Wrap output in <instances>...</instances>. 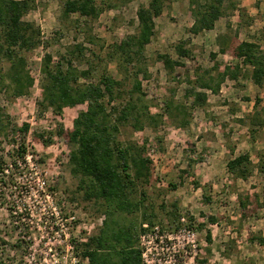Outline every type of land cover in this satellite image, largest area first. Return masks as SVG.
<instances>
[{"label":"rangeland","instance_id":"obj_1","mask_svg":"<svg viewBox=\"0 0 264 264\" xmlns=\"http://www.w3.org/2000/svg\"><path fill=\"white\" fill-rule=\"evenodd\" d=\"M35 1V8L24 19L38 25L43 39L50 41L47 48L39 46L24 53L27 69L35 84L20 97H10L7 90L0 89V108L11 123L10 129L0 134V158L6 169L0 174V264H37L48 247L62 251L56 246L58 240H53L58 227L55 219L50 218L52 209L48 208L47 193L53 194L54 202L58 208L63 207L64 213L75 214L72 239H78L77 225L83 217L91 223L100 216L106 219L98 205L82 199L77 180L68 167L69 145L65 135L58 134L60 127L64 130L72 127L73 119L85 105L64 108L61 115L40 105L42 56L48 51L56 57L64 52L67 45L84 41L83 34L75 27L78 15L61 16L64 0ZM95 1L97 5L104 4V9L89 25L92 33L106 43L133 33L137 23L136 9L140 3L147 2ZM235 1L238 3L237 11L220 18L212 30L198 35L187 33L193 21L188 0H173L155 18V34L145 48L150 78L143 81L146 103L153 113L160 111L163 100L173 91L175 98L181 99L187 88L183 80L184 71H191L197 64L210 67L213 64L210 52L217 53L218 62L235 61L229 53L219 52L223 35L233 38L237 33L238 40L257 41L264 50V0ZM239 11L243 13L242 17L238 15ZM79 20L80 27H83L84 18ZM179 41H186L185 46L192 51L193 58L180 59L186 68L176 67L169 74L156 57L167 53L178 59L174 45ZM7 65V62L2 64L4 69ZM108 71L120 77L113 63L109 64ZM240 84L242 86L227 80L217 95L207 92L205 106L193 109L190 125L186 128H177L165 120L156 130L146 126L133 133L127 128L120 136L121 140L137 141L142 137L153 140L155 135H159L163 139V149L154 147L149 152L154 173L150 184L143 186L147 209L134 214L117 213L114 219L120 225L133 222L138 231L143 219L142 211L152 212L157 216L154 225L165 232L174 235L185 229L194 233V245L184 239L174 251L169 249L166 256H158L165 257L167 261V256H171L173 262L156 260L152 264H202L200 261H206V264H264V245L250 240L253 235L264 237V208L258 205L262 201L264 172L257 167L261 159L264 162V126H252L247 118L245 122L241 121L243 116L254 112L256 98L260 99L258 114L264 117V111L260 110L264 109V86L254 85L246 76L240 78ZM22 123L29 124L28 131L24 135H14L11 126L19 127ZM21 147L25 150L24 161L16 155ZM240 153H248L255 165L253 174L246 180L234 178L226 170V162ZM199 157H202L200 161ZM190 160H197L191 167V173L179 178L182 170L189 169ZM42 181L45 182L43 191L39 188ZM171 183L176 185L175 189L169 186ZM246 193L252 202L245 216L239 206V197ZM255 193L259 195V203L255 201ZM204 195L210 197V201H206ZM173 203L182 216V226L177 229L167 225L166 213L173 209ZM189 216L193 218L190 227L187 226ZM208 216L216 217L217 222H209ZM144 223L147 224L145 228ZM144 223L141 228L145 231L153 226ZM202 223L205 225L199 226ZM101 228L93 233L97 234ZM207 232L210 233V242L206 239ZM137 247L140 250L139 236Z\"/></svg>","mask_w":264,"mask_h":264},{"label":"trees","instance_id":"obj_2","mask_svg":"<svg viewBox=\"0 0 264 264\" xmlns=\"http://www.w3.org/2000/svg\"><path fill=\"white\" fill-rule=\"evenodd\" d=\"M172 2L147 0L146 3H140L136 9L135 31L106 43L92 33L89 25L101 14L104 4L97 5L95 0H64L61 16L68 18L78 15L75 27L83 34L84 41L67 45L64 52L58 53L56 57L48 51L42 56L41 107L51 108L61 115L64 108L85 105L73 119L70 129L60 127L58 131L59 135H65L66 144L69 145L68 167L72 177L77 180L82 199L98 205L106 216L97 234L75 243L77 253L82 259H87L84 264H142L137 242L139 233L146 229L141 228V225L144 222L154 225L157 218L152 212L142 211L143 219L138 231L133 222L120 225L114 219L117 213L134 214L143 208L147 209L144 203L147 195L143 186L150 184L154 173L149 152L154 147L163 149L162 136L155 135L153 140L148 137L137 141L121 140L123 130L129 128L133 133L140 132L146 126L156 130L165 120L177 128H186L190 125L193 109L205 106L207 92L217 95L227 80L242 86L240 78L246 76L254 85L264 86V50L261 45L253 40H238L237 33L233 38L223 35L219 52L229 53L235 61L218 62L217 53L210 52L213 61L210 67L197 64L191 71H184L183 80L187 88L181 99H176L173 91L163 100L160 111L153 113L146 103L143 90V81L150 78L145 48L155 34V18ZM188 2L193 21L187 33L191 35L212 30L220 18L228 17L238 10L235 0ZM35 6V0H0V89L7 90L10 97L26 95L35 84V79L27 69L24 53L50 45L49 40L43 39L39 26L24 19ZM238 15L242 17L243 13L239 11ZM79 18H84L83 27H80ZM185 44L186 41H179L174 45L178 59H173L167 53L157 55L156 58L169 74L176 67L186 68L180 59L193 58L192 51ZM3 62L8 63L6 69L2 66ZM111 63L120 77L108 71ZM259 102L260 99L256 98L254 112L243 116L242 122L247 118L252 126H264V117H260L257 110ZM10 125L8 117L0 108V134L6 133ZM11 127L14 135H24L29 124ZM16 155L24 161V148H19ZM199 158L200 161L202 157ZM194 162L197 160L188 162L189 169L182 170L179 178L191 173ZM4 165L0 158V174L6 170ZM13 166L16 167L15 162ZM257 167L260 172H264L263 159ZM254 169L255 165L248 153H240L226 162V170L234 178L246 180ZM193 183L199 187L196 181ZM169 186L176 188L173 183ZM258 196L254 194L256 202ZM261 196L262 201L258 205L264 208V182ZM204 199L210 201V197L205 196ZM250 202L249 193L239 197V206L245 216ZM172 206L173 209L166 213L167 225L177 229L182 226V216L178 213L176 203ZM208 219L211 223L217 222L214 216H208ZM192 220V216H189L188 227ZM204 225L202 223L199 226ZM206 239L210 242L209 232ZM250 240L264 245L262 236L253 235ZM200 262L206 264V261Z\"/></svg>","mask_w":264,"mask_h":264},{"label":"built area","instance_id":"obj_3","mask_svg":"<svg viewBox=\"0 0 264 264\" xmlns=\"http://www.w3.org/2000/svg\"><path fill=\"white\" fill-rule=\"evenodd\" d=\"M45 182L42 181L39 184L40 190L43 191ZM47 200L50 202L48 208L52 209L50 211L51 217L55 219V224L58 227L54 232L53 240H58L57 247H60L62 251H53L52 247H48L47 251L43 253V256L37 264H84L87 259H83L78 255L75 250V240L80 241L85 239L87 236L94 234V230L102 227L104 223V216H100L96 219V222L91 223L87 217H83L82 221L78 223L79 233L78 239H72L71 229L74 228V223H76V216L73 213H64L61 207H57L53 200V194L47 193ZM144 228L147 224H143ZM194 233L190 230H178L176 234H171L160 229L158 225H153L148 231H144L139 235V246H140V256L142 264H152L156 260L162 261L161 263L173 262L171 256L169 261L165 257H158L162 254L167 255L169 249L175 250L176 246H179L181 242L186 239V243L191 242L194 245L193 239ZM191 238V239H189ZM174 264V263H172Z\"/></svg>","mask_w":264,"mask_h":264}]
</instances>
